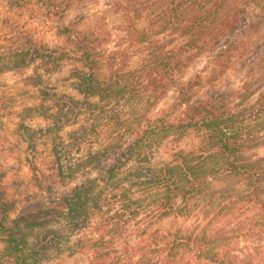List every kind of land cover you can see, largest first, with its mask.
I'll return each instance as SVG.
<instances>
[{"label":"trees","instance_id":"16d2710c","mask_svg":"<svg viewBox=\"0 0 264 264\" xmlns=\"http://www.w3.org/2000/svg\"><path fill=\"white\" fill-rule=\"evenodd\" d=\"M35 1L44 17L54 22L64 44L49 47L33 31L9 23L3 42L7 45H0V74L30 66L42 70V75L34 70L25 78L36 88L35 101L17 115L18 129L22 137L50 136L55 173L73 185L60 199L24 203L19 209L0 191V264H41L51 252H88L87 264H191L199 256L203 264H254L255 250L240 256L232 252L225 241L229 237L221 229L226 219L246 214L248 221L256 219L253 222L260 227L254 235L264 239V165L254 152L264 143V86L255 84L264 76V63L257 79L248 77L217 105L190 101L179 83L181 70L193 57L216 47L221 30H231V21L215 19L224 0L134 2L137 19L141 10L150 7L147 29L136 26L128 6L121 7L123 20L114 29L123 34L118 40L122 47L104 57L101 48L108 33L101 23L83 31L63 19L73 0ZM32 5L29 16L35 17L41 11ZM12 6L25 8L28 2L15 0ZM187 7L195 14L180 19ZM165 30L189 33L193 38L184 43L188 49L173 51L167 48L171 38L163 42L154 38ZM129 46L136 48L140 67H128ZM191 49L194 53L187 54ZM65 66H70L68 78L76 96L57 92L43 79ZM170 88L178 93L172 110L153 116L156 103ZM257 90V97L250 101ZM243 102L249 104L242 106ZM132 104L135 110L126 112ZM249 110L251 117L246 116ZM28 111L49 121L44 131L24 124L22 113ZM71 125L77 126L69 133L72 147L89 145L75 162L62 157L56 144L58 132ZM191 132L199 143L185 150L182 141ZM159 149L167 159L154 165L152 158ZM35 152V144L26 148L30 164ZM94 217L97 222L92 223ZM178 217H194L202 226L158 227L163 220ZM130 224L136 239L129 253L120 257L116 237ZM92 227L95 231L88 234ZM239 228L233 229V238L239 236ZM251 232L248 228L244 235Z\"/></svg>","mask_w":264,"mask_h":264},{"label":"rangeland","instance_id":"374dc122","mask_svg":"<svg viewBox=\"0 0 264 264\" xmlns=\"http://www.w3.org/2000/svg\"><path fill=\"white\" fill-rule=\"evenodd\" d=\"M13 1L15 0H0V45H7V43L3 42L4 35L9 31L7 28L9 23H18L24 28L33 31L35 37L49 47L64 44V39L56 34V25L52 20L44 17L42 9L35 0H19L21 4L24 1L28 2V6L25 8L12 6ZM139 1L141 0H73L63 19L65 22H74L76 28L83 31H91L98 23H101L102 28L108 33V40L101 48L104 57L108 51L122 47L118 45V40L123 34L119 30L114 29L115 25L123 20V10H120V8H127L128 6L127 12L129 15L137 19L136 13H134L135 7H132V5L134 2ZM33 3H35L34 8L39 9L41 12L35 17H30L29 11L30 8L33 9ZM221 6L223 8L219 14L215 15V19H220L219 17H221L231 21V30H228L227 33L221 30L222 37L219 44L214 48L199 52L180 73L179 83L183 87L185 86L188 91L186 97L194 103L206 102L217 105L231 91H237L248 77L253 75V78L257 79L260 72L263 73L261 65L264 63L262 58L264 56V4L260 0H224V2L221 1ZM158 11L156 12L157 16L159 15ZM194 14L195 10L189 7L183 8L180 19H186ZM151 18L150 7L144 8L135 21L136 26L139 29L149 28L148 21ZM154 38L161 42L171 38L172 40L168 43L167 48L184 52L185 49H188L184 43L193 37L189 33L180 34L177 30L174 32L165 30ZM135 49V47L131 46L126 48L130 56L128 62V67L130 68L141 66V58ZM193 53V49L187 52L189 55ZM218 60L221 61V64H219ZM69 69L70 66H65L60 72L48 76L43 75V79L46 80L45 83L50 87H54L57 92H66L76 96L68 78ZM34 70L40 75L43 74L41 69H34L32 66L21 72L0 74V166L3 173L0 175V191L5 193L6 198L16 202V209H19L24 203L33 205L37 201L45 203L47 201L50 202L52 199H60L66 190L73 185L68 182V179L65 181L60 180L55 173L53 156L50 150L51 145L50 141L47 140L50 136L36 133L32 134L31 137L26 135L22 137L20 134L22 129H18L19 117L17 115L22 112L24 107L35 101L34 89L36 88L31 82L25 81V78L32 75ZM262 83H264V76L255 81V84L260 87L264 86ZM251 90H254V88H251ZM258 93L259 91L257 90L250 101H253ZM177 94L176 89L170 88L166 96L156 103L153 116L158 117L169 113L172 110L174 101L177 99ZM247 104L249 103L243 102L242 106ZM135 107L136 105L132 104L127 106L125 110L126 112H133ZM255 108L258 109V106H255ZM22 114L24 115V124L35 131H44L49 122L43 117H38L33 111ZM246 116H253L251 110L246 113ZM76 127L71 125L67 130L59 131L56 142L62 157L65 156L71 162H75L85 155L89 146L83 143L80 149L72 147V139L69 133ZM26 134L30 135L31 132ZM198 143L199 139L191 132L183 139L181 146L185 150H189L196 147ZM30 144H35L36 147L34 164H30L25 158L26 148H30ZM254 152L264 165V143L255 148ZM166 159L167 156L164 150L159 149V152L154 154L152 162L154 165H160ZM35 170L38 171L36 172ZM248 213L253 218L258 217L253 212ZM12 214H15V211ZM253 221H248L247 215L242 214L239 219H226L227 223L223 225L221 231L225 237H229L225 241L231 244L232 252L240 256L255 250V254L252 255L253 263L264 264V239L261 236H256L257 234L254 235L260 227L256 226L257 223ZM95 222H97V218L94 217L92 223ZM198 225L199 221L194 217H178L176 219H165L158 227L164 230H168L171 227L185 229L199 227L198 229H200L202 225ZM238 226H240L237 232L239 236L233 238L235 236L233 235V229ZM248 228L252 229V232L249 235H244ZM92 231H95L93 227L88 229L87 233L91 234L93 233ZM135 233V227L130 224L125 227L122 236L116 237L115 247L118 251V256L124 257L129 253L131 245L135 242ZM78 236H80V233L72 237L70 243L73 244ZM124 237L125 239L123 240ZM1 248L2 245L0 244ZM88 259V252L74 254L69 252L64 254L51 252L41 264H87ZM192 259L193 262L191 264H203L200 256ZM242 264L248 263L243 261Z\"/></svg>","mask_w":264,"mask_h":264}]
</instances>
